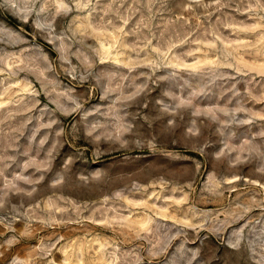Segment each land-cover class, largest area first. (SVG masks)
Masks as SVG:
<instances>
[{
    "label": "rangeland",
    "instance_id": "374dc122",
    "mask_svg": "<svg viewBox=\"0 0 264 264\" xmlns=\"http://www.w3.org/2000/svg\"><path fill=\"white\" fill-rule=\"evenodd\" d=\"M0 264H264V0H0Z\"/></svg>",
    "mask_w": 264,
    "mask_h": 264
},
{
    "label": "bare ground",
    "instance_id": "6f19581e",
    "mask_svg": "<svg viewBox=\"0 0 264 264\" xmlns=\"http://www.w3.org/2000/svg\"><path fill=\"white\" fill-rule=\"evenodd\" d=\"M80 28V27H79ZM86 34V33H85ZM84 35V34H83ZM86 37H87V35H86Z\"/></svg>",
    "mask_w": 264,
    "mask_h": 264
}]
</instances>
